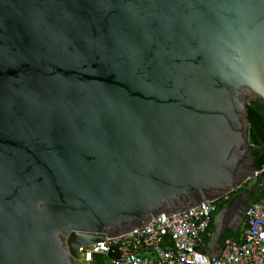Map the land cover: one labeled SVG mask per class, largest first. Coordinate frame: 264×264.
<instances>
[{"label":"water","instance_id":"obj_1","mask_svg":"<svg viewBox=\"0 0 264 264\" xmlns=\"http://www.w3.org/2000/svg\"><path fill=\"white\" fill-rule=\"evenodd\" d=\"M252 101L264 0H0V264H85L238 191Z\"/></svg>","mask_w":264,"mask_h":264},{"label":"built area","instance_id":"obj_2","mask_svg":"<svg viewBox=\"0 0 264 264\" xmlns=\"http://www.w3.org/2000/svg\"><path fill=\"white\" fill-rule=\"evenodd\" d=\"M245 185L255 186L258 199L245 212V225L239 238L226 239L222 252L212 256L202 249L210 234L215 215L232 196L201 205L165 218L161 214L151 224L79 249L85 264L95 254H117L107 264H264V166ZM244 185V186H245ZM243 186V187H244ZM234 193V192H233Z\"/></svg>","mask_w":264,"mask_h":264},{"label":"trees","instance_id":"obj_3","mask_svg":"<svg viewBox=\"0 0 264 264\" xmlns=\"http://www.w3.org/2000/svg\"><path fill=\"white\" fill-rule=\"evenodd\" d=\"M248 119L251 124L250 128V143L255 146L252 148V154L255 157V169H260L264 166V107L259 102L252 101L247 105ZM242 189V188H241ZM239 189V190H241ZM254 201L258 199V191L253 192ZM223 208V206H220ZM117 254H95L94 259L89 264H107L108 261L116 257Z\"/></svg>","mask_w":264,"mask_h":264},{"label":"crops","instance_id":"obj_4","mask_svg":"<svg viewBox=\"0 0 264 264\" xmlns=\"http://www.w3.org/2000/svg\"><path fill=\"white\" fill-rule=\"evenodd\" d=\"M221 209L222 207L219 211ZM219 211L215 215L210 234L202 247L204 251L212 256H218L222 252L226 239L239 238L246 220L245 213H243L241 221H236L235 215L232 213L227 212L218 215Z\"/></svg>","mask_w":264,"mask_h":264},{"label":"flooded vegetation","instance_id":"obj_5","mask_svg":"<svg viewBox=\"0 0 264 264\" xmlns=\"http://www.w3.org/2000/svg\"><path fill=\"white\" fill-rule=\"evenodd\" d=\"M249 189H250V188H248L247 185H245L244 187H242L241 190H238V191L232 193V196H231L229 202H230L233 198L238 197V198L241 199V200H240L241 202H240V204L237 206V208H239V209H241L242 207L247 208V207L250 205V203H252V202L254 201V194H253V192H256V190H257L255 186H252V187H251V191H250V199H249V198L243 196V194L248 193ZM229 202H228V203H229ZM228 203H227V204H228ZM242 218H243V213H240V214H238V215H235V220H236V221H241Z\"/></svg>","mask_w":264,"mask_h":264}]
</instances>
